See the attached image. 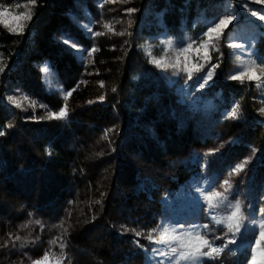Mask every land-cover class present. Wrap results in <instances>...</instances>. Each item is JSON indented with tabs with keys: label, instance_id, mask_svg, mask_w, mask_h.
Listing matches in <instances>:
<instances>
[{
	"label": "trees",
	"instance_id": "obj_1",
	"mask_svg": "<svg viewBox=\"0 0 264 264\" xmlns=\"http://www.w3.org/2000/svg\"><path fill=\"white\" fill-rule=\"evenodd\" d=\"M76 1H85L93 18L92 61L103 79L105 101L83 110L75 106L95 97L96 89L89 79L77 84L80 66L52 37L68 21L66 12L76 9ZM216 1L120 0L97 9L89 0H36L34 8L29 0H0L12 11H32L23 34L0 24V67H4L0 72V264H11L19 251L37 256L54 252L68 264L146 263L142 248H150L147 235L160 225L165 210L160 198L172 196L196 172L185 157L200 144L195 119L184 130L177 129L170 86L150 59L159 57L168 36L182 47L195 40L196 47L208 22L221 11ZM125 6L136 7L131 19L122 14ZM231 29L217 43L219 52H211V63L218 62L219 67L206 92L223 98L230 92L238 95L240 113L228 130L251 139L255 126L264 161L259 89L228 77L233 59L226 41ZM257 44L264 57V34L259 33ZM33 56L47 58L59 82L72 88L65 101L44 85L30 65ZM188 57L197 62L195 52ZM19 67L27 68L30 82L20 88L41 92L58 111L66 105L67 117L24 118L9 103L8 92L16 79L13 72ZM150 98L156 105L148 109ZM219 111L213 114L218 116ZM158 112L169 116L159 118ZM147 125L167 129L161 146L143 135L142 127ZM253 174L264 177V164L256 165ZM147 179L154 187L140 186ZM16 236L20 241H15ZM53 240L56 243H50ZM244 262L245 255L234 258L222 251L210 264Z\"/></svg>",
	"mask_w": 264,
	"mask_h": 264
},
{
	"label": "rangeland",
	"instance_id": "obj_2",
	"mask_svg": "<svg viewBox=\"0 0 264 264\" xmlns=\"http://www.w3.org/2000/svg\"><path fill=\"white\" fill-rule=\"evenodd\" d=\"M92 2L97 9H101V5L105 2L110 1L111 3L120 0H89ZM220 2L221 11L217 17L222 16L225 12L235 11L238 16L233 21V24L229 27H233L230 30L229 36L226 41L228 52L232 56L233 64L228 73L230 75L236 74V69L239 63H247L248 68L251 70L254 68L257 75L261 74V69H264V64H261L259 59L256 60L255 65L248 63L249 58L243 53L242 48L229 47V43L240 44L244 47H252V51L255 57H261L258 47V35L264 34V21H260L257 17L251 15L249 9L257 11L258 15H264V0H246L247 7L244 6L245 0H217ZM0 6L7 8L3 4ZM76 9L71 12H66L68 21L60 26L57 31L52 35L54 41L63 46L75 59L77 64L81 68V74L77 78V84L82 83L89 79L95 89V97H88L75 106L77 110L87 109L94 105H103L104 101V87L103 79L101 78L98 69L93 65V53L89 56V51L93 48L96 49L94 38L96 31L93 29V18L88 9V5L85 1H76ZM133 8L134 6H125L122 9L123 16L127 19H131L134 12L128 14L126 9ZM8 9V8H7ZM10 12L18 14L19 12ZM9 23H14L9 19ZM115 28V26H113ZM206 32V31H205ZM62 37L70 38L80 48L79 51L70 48L67 44L62 42ZM85 37V40L83 39ZM89 39L90 42H86ZM173 42L172 46H169L168 41ZM172 37L168 36L164 38L163 48L159 53L158 58L162 64L176 63L177 59L180 61V66L183 67L185 63V57H188V53L194 52L189 51L187 53L180 52L183 48L179 43H176ZM200 44V43H199ZM198 44V45H199ZM196 45V47L198 46ZM186 46V45H185ZM196 47H193L194 49ZM210 49V48H209ZM204 49H201V55ZM202 62V61H201ZM197 62H192L189 59L188 66L192 68ZM47 64L50 72L45 74L42 71L43 66ZM30 65L37 69L41 75V80L45 86L49 89L52 88L54 92L60 94L62 101H65V96L68 98V93L71 92L72 88L65 87L62 85L55 72L50 68L49 60L44 57H32L30 59ZM27 69V68H26ZM17 68L14 70L16 79L11 83L8 97H13L16 103L13 104L19 110L22 111L24 118L29 117H52V113L58 112L41 92H34L29 89L22 90L21 84H29V74L27 70ZM166 82L170 86L172 97V112L176 117L177 129L179 131L190 123V120L195 119V127L199 133L200 144L190 149L188 155L185 157V161L195 168L196 172L189 178V180L183 184L172 196L169 194H163L160 198V202L165 207L164 214L161 217V223L172 225L174 223H184L185 227L190 224H208L209 229L215 230L210 233L208 239H213L215 235H222L226 229L223 225H215L212 221V217L205 211L207 205L203 200L197 203L195 197L198 195L195 188L198 184L204 185L207 190L215 189L222 191L220 188L221 183L225 179L230 180V193L229 200L235 202L236 199H240L243 202L244 214H245V225L249 227V231L241 230V233L237 237L235 244H229L228 248L224 251L228 252L229 255H233L236 258L238 255H245L244 264H248V261L252 256V247L256 243V238L259 236V223L264 214L261 213V208H264V177L256 178L254 169L256 165L264 164L261 157V147L256 143L257 137H255V126L252 127L251 139L238 138L232 135L228 130L232 120L228 113H230L235 106H239L238 113H240V103L237 101L238 95L230 92L227 98H223L222 95L217 93L209 94L206 92V87L196 91L197 83L195 77L198 76L196 72H193V79L188 80L187 73L181 72L178 75H173V70L169 68L167 71L161 70ZM203 71L201 76L204 75ZM239 83L251 82L259 89V95L257 100V110L260 111L264 107V76L260 81L252 80L249 81L246 78ZM211 82V81H210ZM209 82V83H210ZM103 97V100L100 97ZM46 99V100H45ZM16 105H19L16 106ZM153 99L146 100V107L149 109L155 107ZM217 108H220V114L214 115L213 112ZM157 109V106L156 108ZM164 116L167 118L169 113L158 112L157 117ZM258 123L262 122L258 120ZM167 129H157L150 127L149 125L142 127L143 135L151 138V141L156 145L161 146L162 140L161 135L165 133ZM255 137V138H254ZM218 149L212 155H205L209 150ZM251 157V160L246 165L243 171H240L236 175H229L232 169L246 158ZM148 185L153 186L151 180L147 179L142 182L140 186ZM167 201V202H166ZM221 215L224 214L223 209L217 210ZM255 219L257 226L253 227L251 221ZM158 228V227H157ZM154 237H158V233H153ZM150 242V241H149ZM224 244L223 239L215 240V246H222ZM161 247L155 243L150 242V248H142L145 255V264H158L159 261L163 260L162 256H153L152 249ZM205 251L207 249H204ZM48 253V264H56V261L61 258L60 255L54 252ZM258 258H264V252L257 250ZM43 256H37L31 251H19V254L11 261V264H33V261L43 260ZM216 259H210L208 257L201 258V264L215 263ZM62 264H68L64 260ZM186 264V262H181Z\"/></svg>",
	"mask_w": 264,
	"mask_h": 264
},
{
	"label": "snow or ice",
	"instance_id": "obj_3",
	"mask_svg": "<svg viewBox=\"0 0 264 264\" xmlns=\"http://www.w3.org/2000/svg\"><path fill=\"white\" fill-rule=\"evenodd\" d=\"M32 7H35L36 0H29ZM244 6L247 7V2L245 0ZM136 9L129 8L126 9L128 14L135 12ZM251 15L257 17L260 21H264V15H258L257 11L251 10ZM238 14L235 11L225 12L222 16L213 19L208 22L207 31L202 33L200 37V44L194 49L193 44L196 43L195 40H191L186 46L180 49V52L187 53L189 51H194L196 53L197 63L190 68L189 57H185V63L183 67L180 66V61L177 59L176 63L162 64L160 59H150V63H154L155 66L161 68V70L167 71L169 68L173 70V75H178L181 72L187 73L188 80L193 79V72L199 73L204 71V75L196 76L197 88L196 91L205 88L209 85L215 75V69L219 67V63H211V52H219L217 43L224 36L225 31L229 29V26L233 24V21L237 19ZM9 19L14 23H9ZM32 19L31 9H27L25 12H20L18 14L10 12L7 8L0 6V24L8 28L14 34H23L24 28L27 27V23ZM108 27V25H105ZM129 27H131V21H129ZM109 30H112L111 28ZM124 35V33H118ZM130 34V33H129ZM62 42L67 44L70 48L79 51V46L72 41L70 38L62 37ZM169 46L173 45L171 40L168 41ZM229 47L242 48L244 54L249 58L248 63L255 65L256 60L259 59L261 64H264V57H255L252 51V47H244L240 44L229 43ZM210 48V51H209ZM201 49H204L201 55ZM93 48L89 51V56H91ZM150 55V53H149ZM222 55V53H221ZM203 60L202 63L199 61ZM4 71V67H0V72ZM42 71L47 75L50 69L47 64L42 68ZM264 76V69H261V74L257 75L254 68L249 69L247 63L241 62L238 64L236 69V74L230 75L231 80H243L246 78L249 81L256 80L260 81ZM103 86V85H101ZM67 95H71L69 92ZM9 101L16 103L13 97H8ZM67 99V96H65ZM103 100V97H100ZM19 107V105H16ZM239 106L233 107L232 111L228 113L231 118H237ZM260 112L264 114V107L260 109ZM53 118H65L68 113L66 110V105L62 107L58 112L51 114ZM10 126V125H9ZM108 131H111L109 129ZM3 133H0L2 135ZM218 149L209 150L205 155H212ZM251 160V157L246 158L241 163L237 164L232 172L229 174L236 175L240 171H243L246 165ZM220 188L222 191L215 189L207 190L204 185L198 184L195 188L198 195L195 197L197 203L203 200L207 205L205 211L212 217V221L215 225H223L226 231L222 235H215L213 239H208L210 233L215 230L209 229L208 224H190L185 227L184 223H174L172 225L162 223L158 225V228L152 229L148 235L147 239L161 247L153 248V256H162L163 260L159 261L158 264H181V262H186V264H201V258L208 257L210 259H216L224 249L228 248L229 244H235L238 235L241 230L249 231V227L245 225L244 221L246 219L244 214L243 202L240 199H236L235 202L229 200L230 193V180L225 179ZM167 202V201H166ZM223 209L224 214L221 215L217 210ZM261 213L264 214V208H261ZM253 227L257 226L255 219L251 221ZM260 231L259 236L256 238L255 245L252 247V256L248 261V264H264V258H258L257 250L264 252V218L261 219L258 225ZM153 233H158V237H154ZM137 236L140 235L139 232L136 233ZM11 238V237H10ZM20 236L15 237V241H20ZM223 239L224 244L222 246H215V240ZM14 241V242H15ZM50 243H56L55 240L50 241ZM138 243V242H137ZM65 245L60 243V248L63 250ZM204 249H207L206 251ZM63 256L56 261V264H62ZM33 264H48V253H45L43 260L33 261ZM70 264V262H69Z\"/></svg>",
	"mask_w": 264,
	"mask_h": 264
}]
</instances>
